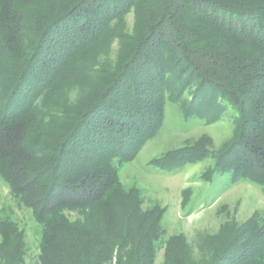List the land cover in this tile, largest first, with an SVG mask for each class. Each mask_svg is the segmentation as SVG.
Listing matches in <instances>:
<instances>
[{
	"label": "trees",
	"instance_id": "obj_1",
	"mask_svg": "<svg viewBox=\"0 0 264 264\" xmlns=\"http://www.w3.org/2000/svg\"><path fill=\"white\" fill-rule=\"evenodd\" d=\"M168 102L237 115L218 151L203 136L158 166L210 158L264 189V0H0V176L42 228L37 264H155L159 245L164 264H264V213L188 251L122 184ZM0 237V264H26L3 209Z\"/></svg>",
	"mask_w": 264,
	"mask_h": 264
},
{
	"label": "rangeland",
	"instance_id": "obj_2",
	"mask_svg": "<svg viewBox=\"0 0 264 264\" xmlns=\"http://www.w3.org/2000/svg\"><path fill=\"white\" fill-rule=\"evenodd\" d=\"M165 115L159 135L149 140L133 161L120 166V179L126 189L140 191L145 209L155 205L163 209L165 239L184 236L188 251L194 248L198 252L203 235L218 233L227 222L243 227L257 212L264 213V189L249 178L236 179L237 175L229 172L213 173L216 161L210 158L183 165L181 161L171 162L165 168L158 166L159 161L155 162L168 151L203 136H209L213 141L212 149L218 151L232 138L237 115L233 107L228 106L223 118L214 124L195 116L185 118L180 107L171 102L167 103ZM0 209L25 233L26 264H37L42 228L32 212L12 196L1 176ZM182 249L189 253L186 248ZM165 255V249L159 245L155 264H164Z\"/></svg>",
	"mask_w": 264,
	"mask_h": 264
}]
</instances>
